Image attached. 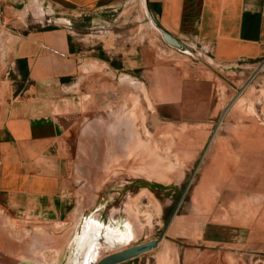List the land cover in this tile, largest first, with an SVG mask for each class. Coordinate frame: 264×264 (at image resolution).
Masks as SVG:
<instances>
[{
	"label": "rangeland",
	"instance_id": "374dc122",
	"mask_svg": "<svg viewBox=\"0 0 264 264\" xmlns=\"http://www.w3.org/2000/svg\"><path fill=\"white\" fill-rule=\"evenodd\" d=\"M144 1L66 17L86 106L73 152L79 175L58 222L0 202V264H61L88 219L128 230L122 249L159 241L121 264H264V61L222 67L198 44L177 39L178 50ZM58 14L49 27L62 26ZM24 28L0 21V81L13 79ZM136 45L159 56V68L116 72L101 58L117 63ZM169 81L181 107L153 94Z\"/></svg>",
	"mask_w": 264,
	"mask_h": 264
},
{
	"label": "crops",
	"instance_id": "0c3cea01",
	"mask_svg": "<svg viewBox=\"0 0 264 264\" xmlns=\"http://www.w3.org/2000/svg\"><path fill=\"white\" fill-rule=\"evenodd\" d=\"M144 2L159 31L200 45L218 66L264 61V0ZM129 3L132 0H0V21L24 25L26 31L15 47L13 79L0 81V202L7 208L48 223L64 216L65 202L71 200L66 186L79 175L73 152L86 106L76 91L81 73L78 46L63 23L68 15L98 16ZM56 10L62 26L49 27ZM31 23L47 27L28 30ZM121 55L114 65L112 59L106 61L116 72L138 73L149 62L159 68V56L149 57L137 45ZM18 61L25 64L19 66ZM159 85L152 87L153 94L181 107L184 99L180 91L172 93V81L168 90L161 91Z\"/></svg>",
	"mask_w": 264,
	"mask_h": 264
},
{
	"label": "flooded vegetation",
	"instance_id": "af4514ba",
	"mask_svg": "<svg viewBox=\"0 0 264 264\" xmlns=\"http://www.w3.org/2000/svg\"><path fill=\"white\" fill-rule=\"evenodd\" d=\"M130 239V232L121 224L114 223L107 228L96 220L88 219L74 237L66 264H98L106 256L123 250V245L127 246ZM101 250H107L108 255L101 257Z\"/></svg>",
	"mask_w": 264,
	"mask_h": 264
},
{
	"label": "water",
	"instance_id": "95a60500",
	"mask_svg": "<svg viewBox=\"0 0 264 264\" xmlns=\"http://www.w3.org/2000/svg\"><path fill=\"white\" fill-rule=\"evenodd\" d=\"M161 34L163 36V38L165 39V41L167 43H169L170 45H172L174 48L178 49V50H182L186 52V49L184 47V45H182L181 43H179L178 40H176L175 38H173L172 36H170L169 34L161 31ZM159 245V241H151L145 244H141V245H137V246H133L127 249H123L121 251H118L116 253H113L111 255L106 256L105 258H103L101 261H99L98 264H121L124 263L126 261L135 259L149 251L155 250ZM70 254L66 255L62 261L61 264H66L67 260L69 259ZM22 264V263H19ZM26 264V263H24Z\"/></svg>",
	"mask_w": 264,
	"mask_h": 264
},
{
	"label": "trees",
	"instance_id": "16d2710c",
	"mask_svg": "<svg viewBox=\"0 0 264 264\" xmlns=\"http://www.w3.org/2000/svg\"><path fill=\"white\" fill-rule=\"evenodd\" d=\"M101 58L104 59L105 61L109 62V60L106 58V56L104 54H102ZM17 63L19 66H21L22 64L23 65L25 64V62H22V61H18ZM111 65H114V62H111Z\"/></svg>",
	"mask_w": 264,
	"mask_h": 264
},
{
	"label": "bare ground",
	"instance_id": "6f19581e",
	"mask_svg": "<svg viewBox=\"0 0 264 264\" xmlns=\"http://www.w3.org/2000/svg\"><path fill=\"white\" fill-rule=\"evenodd\" d=\"M105 115V114H104ZM122 140V139H121ZM125 140H128V139H125ZM123 144V143H122ZM96 149V148H95ZM140 149V148H139ZM98 151V150H97ZM222 153V152H221ZM227 169V168H226ZM156 173V171H155ZM156 177V176H155ZM158 178V177H157ZM163 178V177H162ZM240 185V184H239ZM18 239V238H17ZM123 246H126V244H124Z\"/></svg>",
	"mask_w": 264,
	"mask_h": 264
}]
</instances>
